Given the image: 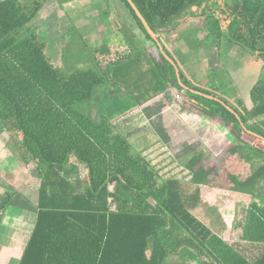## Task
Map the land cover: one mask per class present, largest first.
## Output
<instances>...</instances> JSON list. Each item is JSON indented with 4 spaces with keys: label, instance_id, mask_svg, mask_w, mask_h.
<instances>
[{
    "label": "trees",
    "instance_id": "obj_1",
    "mask_svg": "<svg viewBox=\"0 0 264 264\" xmlns=\"http://www.w3.org/2000/svg\"><path fill=\"white\" fill-rule=\"evenodd\" d=\"M122 1L135 26L157 48L159 55L152 57L162 79L156 80L158 89L172 86L209 93L191 83L161 38L162 31L188 15L210 19L218 47L226 37L264 59V0H132L175 62L181 81L129 1ZM42 6L34 1L28 9L21 0H0V122L23 163L35 164L39 179L36 219L19 264H174L170 257L176 252L178 232L190 236L182 244L192 238L210 249L212 229L194 212L202 204L200 189L191 192L176 177L160 181L156 168L132 151L109 118L80 108L93 99L113 61L64 73L32 31L30 23ZM220 99L213 98L220 107L214 114L226 121L238 140L245 135L256 141L255 152L264 158V138L247 132L264 137V130L255 126L264 115V79L251 89L252 111H232ZM73 158L84 170L76 183ZM262 164L245 179L237 178L241 187L264 181ZM17 194L13 188L0 193V224ZM248 213L247 231L262 250L252 261L232 255L236 259L230 264H264V209L254 204Z\"/></svg>",
    "mask_w": 264,
    "mask_h": 264
},
{
    "label": "rangeland",
    "instance_id": "obj_2",
    "mask_svg": "<svg viewBox=\"0 0 264 264\" xmlns=\"http://www.w3.org/2000/svg\"><path fill=\"white\" fill-rule=\"evenodd\" d=\"M21 1L28 6V9L34 1L43 3L38 12L39 16L35 22L32 20L30 23L32 31L46 43L49 57L64 73L77 69H97L100 66L99 61L103 63L113 61L108 64L109 75L100 86L96 87L93 99L83 102L80 108L91 116L99 113L105 115L120 133H125L147 120L145 123L148 127L142 129L145 134L131 139L130 143L133 152L146 156L154 164L160 181L176 177L185 185L195 183L232 187L242 191L249 190V192L254 190L255 187H241V181L238 180L245 179L256 167H260L262 159L257 157L243 165L244 156L254 155L255 147L250 148L251 146L244 141H250L245 135H242V140H236L232 132L226 128V121L214 114V110L220 109L213 101L214 94L227 97L230 102H237L241 98L245 100L248 95L246 90L240 89L231 70L215 63L218 45H215L217 38L210 33V19L189 20L187 18L184 21H178L161 33L162 40L167 44L177 37L176 43L178 42L181 53H178V50L171 53L177 62L186 59L188 70H191L190 59L197 63L195 65L197 68H200L198 63L202 61L207 63L210 73L213 70H219L209 79L213 77V83L217 86L221 84L224 88L220 86L215 89L211 86L208 90L210 93L199 94L188 88L169 86L163 90L155 87L156 80H160L161 77L156 75L155 61L152 56L153 54L158 56L159 53L152 41L145 39L140 29L135 26L134 19L122 0ZM84 24L90 27L89 33L81 27ZM193 26L199 27L193 32V36L189 35L186 39L182 37V34L179 35L177 29L185 31L186 27ZM186 31L185 33H190V30ZM225 38L223 47H233L238 53L249 52L248 49L230 43ZM96 49L99 51L96 52ZM106 49H109V52L105 55L101 54ZM231 77H233L232 80H228ZM261 78L264 79V71ZM193 80L192 84L209 88L207 81L204 82L206 75L204 78L194 76ZM175 89L179 92L173 91ZM238 89L241 98L238 95ZM195 97L200 104H205L212 109L208 110L196 104ZM162 120L164 123L168 120L171 122L170 126L174 128H165L164 131L151 128V121L161 122ZM165 131L169 132L168 136ZM175 131L176 135L171 134ZM251 131L247 130L249 134H252ZM193 141L195 142L193 145L188 144ZM193 147H195L196 155L188 161L193 154ZM175 152L182 158L179 159ZM28 169L29 171L11 172V182L7 185L32 187L30 189L33 190L32 192L27 190L30 193V200H27V203L30 205L34 203V206L23 213V220L18 226L7 227L8 239H0V247H15L20 256L23 253L20 249L24 242L27 243L33 219L36 218L34 207L37 201L36 187L39 179L35 176L37 175L35 165ZM5 186L3 184L0 187ZM257 187L259 188L251 193L253 195L246 198V202L249 205L253 199H257L260 203L259 208L264 209V181ZM151 202L154 203L152 199ZM0 232L6 231L2 229Z\"/></svg>",
    "mask_w": 264,
    "mask_h": 264
},
{
    "label": "crops",
    "instance_id": "obj_3",
    "mask_svg": "<svg viewBox=\"0 0 264 264\" xmlns=\"http://www.w3.org/2000/svg\"><path fill=\"white\" fill-rule=\"evenodd\" d=\"M37 16H39V14ZM37 16L33 19L34 22L37 19ZM187 18H189V20H195V18H198V20L204 19V17L202 16L188 15L184 18L177 20L176 23H178V21H184ZM81 27H83L86 33L90 32L88 31L90 28L88 27V25L84 24L81 25ZM189 28L186 27L184 29L185 31L183 30L180 31V29H177L179 35L181 36L182 34V37L184 36L186 37V39H188L189 38L188 36L189 35L193 36V32L197 31L199 27L193 26ZM187 29L190 30V33H185L187 32L186 31ZM176 39L177 37L174 39V41L173 40L169 41L170 44L165 43L170 53L172 51L176 52L177 50L178 53H181V50H179L180 47H178L179 45H177L178 42L176 43ZM232 43L240 47H243L240 44H236L234 42ZM217 49H218V56L216 58L215 63L222 65V67L223 68L225 67V69L227 68L231 70L234 80L236 81L237 84H239V87H241L240 89L247 91L248 98L243 100L241 98V93L239 89H238L239 90L238 95L240 96L241 99H238L237 102H230V100L227 97L219 96L217 94H214L215 96H212V98L218 100L221 98L225 100L226 102H228L227 106L232 111H235L234 109L238 111H244V110L252 111L254 104L251 99V89L261 78L262 72L264 71V59L260 57L257 52L249 51L246 54L241 52L238 53L233 49V47L230 46L225 48L221 45L220 47H217ZM229 56L233 58L228 59L227 57ZM178 63L180 64V67L183 69V71L185 72L187 78L191 81V83L192 81H194L193 80L194 76L204 78L206 75V80L204 82L207 81L206 84L209 88L200 86V84H196V85L207 90V92L209 93L210 91L208 90L211 88V86L212 88L215 89L220 88L221 84H219L220 86H217L216 83H213L214 82L213 77L209 79V77H211L213 73L215 75V73L219 72L218 69H216L217 71L213 70V72L210 73V71L208 70L209 67H207L208 66L207 63L202 61V63H198V67L200 68H197L195 66L197 63L193 62L191 59H190L191 70H188V68L186 67V64H188L186 59H183L181 60V62ZM224 74L225 72L223 73V76ZM233 77L228 78V80H232ZM198 80L200 81L199 78ZM213 84H215L216 86H214ZM221 87L224 88V86ZM256 120L258 121L255 122V126H258L264 130L263 128L264 115ZM146 121L147 120H144L142 123L136 125V127H133L132 129H129V131L121 134L126 136L129 142L133 138L144 135L145 132L142 129L148 127V125L145 123ZM151 122H152L151 128H156L160 131H164L165 128L167 129L174 128V126L173 127L170 126L171 122H169L168 120L165 123L163 120L161 122L159 121L157 122L151 121ZM226 128L231 132V127L229 125L226 124ZM165 133L167 136L169 135V132L165 131ZM251 133L253 134L252 131ZM171 134L176 135V131L172 132ZM235 139L238 140L237 138ZM244 141L247 142L249 146H251L250 148H252V146L254 145L253 147H255L256 150V147H258L256 141H252L251 139L250 141L249 140H244ZM193 143L195 142L193 141L188 144L193 145ZM194 149L195 147H193L192 150L193 154L191 155V157H189L188 161L192 160L194 155H196V151L194 152ZM255 150H254V155L244 156L243 165H245V163H247L248 160L251 161L256 159L257 157H260V159H262L260 163H263L264 158L260 154L256 153ZM175 154L179 159L182 158V157L180 158L179 153L175 152ZM148 160L150 161V159ZM151 164L154 166L152 162ZM33 165L35 164L30 163L26 165L25 163H23V161L20 159L19 153L16 151L15 145L12 143L10 139V135L8 131L0 122V186H3V184L6 185L5 187H0V188H4V189L13 188L18 192V194L15 196L10 206L5 211V214L1 220L0 231L3 229L6 232H0V239H8L7 236L9 234V231L6 230L7 227L14 225L18 226L19 222L23 220L24 217L23 213L25 211L31 210L32 206H34V203L33 205L27 203V200H30V193H28L27 190H30L32 187L31 188L24 187L25 185L22 187H13L14 186L13 184H12L13 186L7 185L9 182H11V172L29 171L28 168L31 169ZM70 166H71V170L73 171L72 181L76 183L77 179H79L77 178V176L79 177L80 173L82 174L84 171L83 166L79 162H77V160L74 158L70 161ZM35 176L36 179H38V176L36 174ZM38 185L36 187V192ZM77 187H84V186L78 185ZM110 187H115V186L110 185ZM185 187H189L188 189L191 192L197 188L200 189L202 204L200 203L198 206H196L194 212L203 221H205L208 225H210L212 229L210 238L208 240V246H210V249H208L205 246L199 245L197 242H194L192 238L190 239L191 241L188 242L189 244L188 243L186 244L188 246L182 244L184 239L189 238L190 236L187 233L178 232L175 234V238H174L176 252L174 253V255H172V257H170V260H172L174 264H230L232 263L233 260L236 259V257L233 258L232 255L235 256L237 254L251 261L254 260L257 256H259V251L262 250L261 248H259L260 242L254 241L251 238V233L250 231H247V227H246L249 209L252 208V205L254 204L260 207V203L257 199H253V201L249 205H247L246 202V198H249L250 197L249 195H253L251 193L255 192V189H257V187H255L254 190L250 192L247 190L242 191L237 188L233 189L232 187H215V186H209L205 184H195V183H191L189 185L186 184ZM4 189H0V191H3ZM30 191L32 192L33 190ZM36 204L34 207L35 217H36ZM34 219H33V225H34ZM32 228L33 226L31 227L29 233L31 232ZM24 245L26 246V242H24ZM24 245L20 249L21 252H23L25 248ZM21 256L17 252V248L15 247L12 248L3 247V246L0 247V264H19L18 262H20ZM11 261H13V263H11Z\"/></svg>",
    "mask_w": 264,
    "mask_h": 264
},
{
    "label": "water",
    "instance_id": "obj_4",
    "mask_svg": "<svg viewBox=\"0 0 264 264\" xmlns=\"http://www.w3.org/2000/svg\"><path fill=\"white\" fill-rule=\"evenodd\" d=\"M129 3L131 4V6L133 7V9L135 10V12L137 13L138 17L141 19V21L143 22L145 28L147 29V31L149 32V34L152 36L153 39H155L157 41V45L160 49V51L163 53V55L171 62L175 65V62L173 61V59L165 52V50L162 47L161 42L158 40V35L157 33H155L152 28L148 25L147 21L145 20V18L143 17V15L141 14V12L137 9L136 5L134 4V2L132 0H128ZM194 9H196V7H194ZM176 68V73H177V77L178 80L181 81V76H180V72L178 67L175 65ZM256 136L261 137L260 135L253 133Z\"/></svg>",
    "mask_w": 264,
    "mask_h": 264
},
{
    "label": "flooded vegetation",
    "instance_id": "obj_5",
    "mask_svg": "<svg viewBox=\"0 0 264 264\" xmlns=\"http://www.w3.org/2000/svg\"><path fill=\"white\" fill-rule=\"evenodd\" d=\"M259 135H260V134H259ZM260 136H261V135H260ZM255 137H256V135H255ZM258 137H259V136H257V138H258ZM260 138H264V137L261 136Z\"/></svg>",
    "mask_w": 264,
    "mask_h": 264
}]
</instances>
